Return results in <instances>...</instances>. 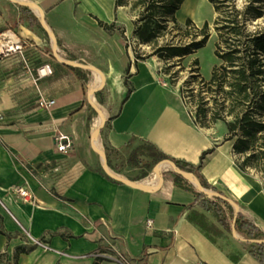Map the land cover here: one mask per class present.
<instances>
[{"label": "crops", "instance_id": "obj_1", "mask_svg": "<svg viewBox=\"0 0 264 264\" xmlns=\"http://www.w3.org/2000/svg\"><path fill=\"white\" fill-rule=\"evenodd\" d=\"M28 1L41 8L60 40L59 56L104 72L98 89L104 104L95 93L88 97L93 83L86 68L79 66L87 75L83 83L54 58L45 34L20 18L19 5L10 18L0 1V31L12 26L26 42L21 52L0 60V215L10 234H0L4 263L119 264L113 257L121 255L128 264H260L243 249L244 241L237 238L234 258L194 223L192 217L203 209L188 207L195 196L174 184L169 166L160 167L159 177L156 162L148 171L144 163L149 158L138 155L135 162L130 156L138 144L149 142L167 156L197 166L206 182L233 199L264 232L261 179L239 169L223 122L209 128L195 124L179 87L158 72L153 58L134 64L127 7L115 10V0ZM189 6L185 9L192 12ZM99 20L113 23L114 30L104 29ZM44 65L51 73L39 74ZM127 66L132 91L122 102ZM39 99H54V104L44 108ZM91 103L106 116L99 136L109 168L148 189L114 180L102 170L91 143L98 124ZM59 134L69 140L66 151L57 147ZM131 137L135 140L128 147ZM125 162L133 166L124 167ZM16 186L27 188L31 200H23Z\"/></svg>", "mask_w": 264, "mask_h": 264}, {"label": "trees", "instance_id": "obj_2", "mask_svg": "<svg viewBox=\"0 0 264 264\" xmlns=\"http://www.w3.org/2000/svg\"><path fill=\"white\" fill-rule=\"evenodd\" d=\"M183 1H114L115 10L119 6H125L131 17L132 37L135 38L131 43L134 64L155 56L161 62L158 72L167 76L172 85H176L178 71L184 68L179 66L180 68L175 70L171 67L180 64L182 58L203 47L210 37L207 21H204L199 28L195 27L190 17H186L183 24L178 21L176 14ZM208 1L212 3L216 14L214 30L217 39L214 43V55L221 62L212 67L210 76L206 79L200 73L198 59L194 58L192 74L182 81L179 91L184 104V89L189 90L193 99L196 97L195 115L191 113L195 124L209 128L213 127L216 121H222L227 130V139L237 136L232 146L233 152L237 155L235 157L237 166L243 172H247L248 167L259 172L262 175L264 189V26L250 30L247 25L248 21L263 16L264 0H248L243 10L235 7L234 0ZM18 7L21 19L26 20L31 26L40 28L46 34L40 24L39 16L33 10L27 6ZM98 22L108 31H113L115 28L113 23L106 24L100 20ZM123 30L121 35L127 41ZM57 44L61 45L59 39ZM222 45L224 49L220 52ZM68 68L83 83L87 81L85 70L73 65H68ZM126 68L124 84L127 90L122 102L132 91V85L127 79L129 66ZM95 96L100 104H104L100 90L95 92ZM207 98L214 104L210 109L205 106ZM208 112L209 116L206 118ZM114 115H109L108 119ZM89 121L90 115L87 117V127ZM134 140L135 138L131 137L126 146H131ZM138 155L150 159L144 163L147 168L162 158H170L179 168L192 173L203 187L216 191L214 186L205 181L197 166L171 158L149 142H142L131 150L130 156L136 158L135 162H139ZM106 158L109 165L107 154ZM143 175H146V172H143ZM174 184L194 194L195 199L188 207L198 206L211 213L229 232L234 224L235 231L246 239L243 242V249L260 264H264V232L250 217L240 210L235 211L233 206L220 196L204 194L188 179L178 174L174 176ZM0 234L10 236L3 227L1 215Z\"/></svg>", "mask_w": 264, "mask_h": 264}, {"label": "rangeland", "instance_id": "obj_3", "mask_svg": "<svg viewBox=\"0 0 264 264\" xmlns=\"http://www.w3.org/2000/svg\"><path fill=\"white\" fill-rule=\"evenodd\" d=\"M0 1L5 4L6 14H7V16H9L11 18L15 14V11H13V6L16 5L15 2H13L12 0H0ZM247 1L248 0H234L235 7H237L239 10H243L245 5L247 4ZM189 4H194V6H195L193 8L192 12L190 10H186V9L181 8L182 10L179 11L178 14L176 15V16H178L177 17L178 21L181 24H183L184 19L186 17H190L196 28L201 27L202 23L204 21H207L209 32H210V37L208 38V40L206 41V43L203 47L199 48L195 53L182 58L180 61V64H174L171 67L175 70L180 68L179 66H183L182 68H184L183 70L178 71V74H177L178 78L176 80V86L177 87H179L182 84L183 80L188 79L189 76L192 74L191 70L194 68V66H193V59L194 58L198 59L200 73L206 79L209 78L212 67L215 64H219L221 62V60L218 59L214 55V43L217 39V36H216V32L214 30V19L216 17V14L213 10L212 3H210L208 0H189L187 6H189ZM221 13H222V15L224 14L223 11ZM247 25H248V28L250 30H256L260 26H264V14H263V16H261L259 18L248 21ZM9 28H11V30L14 31L12 26L11 27L9 26ZM38 29H40V28H38ZM117 31L120 34L122 32V30L120 29L119 26H117ZM44 36L46 37V40L48 41V48H50V47L52 48V43H51L49 35L46 33ZM57 48H58V50H60L59 46H57ZM222 49H224L223 45L220 48V52H222ZM152 58H154V60H151V62L153 64H155V68H160V66H161L160 60H158L155 56H153ZM83 63L88 64V65L90 64V63H86V62H83ZM99 69H101V68H99ZM86 70L90 74V79L92 80V83H94V76H93L91 68H86ZM103 75H104V72H103ZM193 94L194 95L196 94V85L194 86ZM184 96H185V108H186L187 112L190 114V116H192L191 113H193V115H195L196 101H197L196 97H194V99H193L189 90H186V89H184ZM208 96L210 97L209 93H208ZM207 99L208 100L206 101L205 106L207 109H210L211 107H213L214 104H213L211 99H209V98H207ZM102 107H104V106H101V108ZM208 116H209V112L207 113L206 118H208ZM218 122H220V121H216L215 123H218ZM213 126H214V124H213ZM226 134H227V132H226ZM236 138H237V136L235 135L229 140L233 143ZM97 141H98L99 150L104 152L100 146L101 141H100L99 135L97 136ZM234 155H235V157H237V155L235 153H234ZM132 163H133V161H132ZM122 165L124 167L125 166L126 167H128V166L132 167L133 166L131 164V162H125ZM163 168H169V167L164 166ZM146 169L148 171H149V169L151 170V166L146 168ZM141 171L145 172L146 170L142 169ZM246 173H248V175L257 176L262 181V175L259 172L255 171L254 169L248 167ZM192 219H193L194 223L211 240L219 243L223 247V249H225V251L230 253L231 256H235V253L237 250L236 248L240 243L237 241V238L233 235L232 231L229 232L228 230L223 228L217 222V220L213 217V215L211 213L206 212L204 210H202L200 212H196L195 215L192 217ZM0 264H5L2 257H0Z\"/></svg>", "mask_w": 264, "mask_h": 264}, {"label": "water", "instance_id": "obj_4", "mask_svg": "<svg viewBox=\"0 0 264 264\" xmlns=\"http://www.w3.org/2000/svg\"><path fill=\"white\" fill-rule=\"evenodd\" d=\"M13 2H15V4L17 5H22V6H27L29 8H31L32 10L34 11H37L39 17H40V24L42 26V28L45 30V32L49 35L50 37V40H51V43H52V54L54 56L55 59H57L59 62H61L62 64H65V65H73V66H80V67H84V68H91L92 65H88V64H84V63H79V62H76V61H72V60H69V59H66V58H62L61 56H59L58 54V44H57V38L56 36L53 34V32L50 30V28L47 26L46 22H45V19H44V15H43V12L41 10V8H39L38 6H36L33 2H30L28 0H12ZM99 69V68H98ZM99 71L102 73V71L99 69ZM102 76H103V79H102V84L95 87V88H92L88 94V97L90 98V95L91 94H94L98 89H100L103 85H104V82H105V77L102 73ZM92 106L94 107V109L96 110L97 114L99 115L100 117V120L96 126V128L92 131V136H91V143L94 147V149L99 153V155L101 156V167H102V170L105 172V174L109 177H111L112 179L114 180H117L119 182H122V183H125V184H128L134 188H137V189H141V190H146L148 189V186L144 185V184H140L136 181H133L127 177H124V176H120L118 174H116L115 172H113L109 166H108V163H107V158H106V155L104 152L100 151L96 146H95V140L94 138L97 137L101 131V129L103 128V126L105 125V122H106V116H105V113L100 110L99 108H97L95 106V104L91 103ZM164 164H167L172 172L174 174H178L186 179H188L194 186H196L201 192H203L204 194L208 195V196H220L221 198H223L224 200L228 201L234 208L235 211H238L237 209V204L236 202L231 199L230 197H228L227 195L225 194H221L215 190H212V189H208V188H205L201 185L200 181L190 172H187L185 170H182L181 168H179L177 166V164L170 158H162L160 160H158L155 164H154V170L155 172L159 175V177H162V172H161V169L160 167ZM231 231L233 233V235L242 240V241H245L246 239L241 237L240 235H238L234 229V224H232L231 226ZM254 241H257V240H254Z\"/></svg>", "mask_w": 264, "mask_h": 264}, {"label": "built area", "instance_id": "obj_5", "mask_svg": "<svg viewBox=\"0 0 264 264\" xmlns=\"http://www.w3.org/2000/svg\"><path fill=\"white\" fill-rule=\"evenodd\" d=\"M26 46V42L18 36L13 30L7 28L0 31V60L10 57L13 54L21 52ZM39 74H47L51 73V69L48 65H44L38 69ZM37 104L41 107L47 108L54 104V99H39ZM3 119V113L0 112V120ZM58 149L62 151H66L69 147L70 143L67 136L58 135ZM62 140V142H60ZM65 140V141H63ZM16 193L25 201H29L32 198L31 192L25 188L24 186H16L15 187ZM1 203V202H0ZM2 204V203H1ZM147 226H150L151 220L147 219L146 221ZM24 232L29 235L25 230ZM34 244L40 245L43 248H47V244L41 242L36 238H31ZM119 264H128L127 261L121 256L117 255L113 257Z\"/></svg>", "mask_w": 264, "mask_h": 264}, {"label": "bare ground", "instance_id": "obj_6", "mask_svg": "<svg viewBox=\"0 0 264 264\" xmlns=\"http://www.w3.org/2000/svg\"><path fill=\"white\" fill-rule=\"evenodd\" d=\"M188 2H189V0L185 3L183 9L186 8V6L188 5ZM189 7H191L193 9L195 6H194V4H190ZM152 60H154V58ZM91 70H92V73H93V76H94L93 88H95V87H97V86L102 84L103 76H102V73L99 71V69L96 68L95 66H91ZM90 97L92 98V94L90 95ZM99 120H100V117L98 115L97 122H99ZM94 140H95V146H98L97 137H95ZM162 166H168V165L164 164Z\"/></svg>", "mask_w": 264, "mask_h": 264}]
</instances>
